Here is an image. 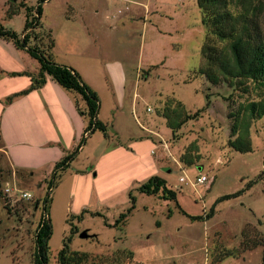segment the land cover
<instances>
[{
	"label": "rangeland",
	"instance_id": "374dc122",
	"mask_svg": "<svg viewBox=\"0 0 264 264\" xmlns=\"http://www.w3.org/2000/svg\"><path fill=\"white\" fill-rule=\"evenodd\" d=\"M141 1H148L149 9L122 0L41 3L40 23L30 42L44 44L39 49L45 55L50 37L55 61L74 55L71 47L102 43L109 56L116 48L112 55H125L129 69L139 72L133 87L141 134L138 149L131 150L127 134L120 137L110 126V101L103 98L98 118L110 121L107 135L91 133L54 185L48 182L54 166L16 168L0 151V264H31L34 231L47 213L52 225L48 264H59L66 236L71 250L90 253L88 264L103 263L99 254L112 256L111 264H264V115L250 117L244 111L247 102L264 100V84L240 79L231 86L228 79L213 83L206 77L202 67L209 62L202 46L208 28L196 0ZM36 5L37 0H0V24L22 34L26 13L34 8L31 17L36 14ZM91 20L102 23L98 39L86 29ZM257 21L264 31V7ZM209 36L216 54L228 58V42ZM0 56L6 61L9 56L14 67L36 70L33 74L39 70L26 50L2 37ZM120 111L133 125L130 106L125 103ZM167 119L179 126L171 130ZM244 121L251 150L240 152L231 141ZM16 135L8 133V140ZM67 149L64 155L75 147ZM201 173L208 180L194 187L190 180ZM157 174L176 191L175 199L138 191ZM185 175L188 179L180 182ZM17 189L31 197H20ZM132 204L131 213L115 225ZM84 230L90 236L81 237Z\"/></svg>",
	"mask_w": 264,
	"mask_h": 264
},
{
	"label": "trees",
	"instance_id": "16d2710c",
	"mask_svg": "<svg viewBox=\"0 0 264 264\" xmlns=\"http://www.w3.org/2000/svg\"><path fill=\"white\" fill-rule=\"evenodd\" d=\"M45 0H37L35 13H26L24 31L18 34L12 29L5 28L0 24V37L12 41L17 47L26 50L31 57L39 63V70L36 74H27L31 78V84L27 89L19 91L6 98V102H11L15 97L27 93L29 90L40 87L46 81V77L50 76L64 90L76 94L82 101L83 105L75 100V106L80 115L86 119V124L83 134L75 149L65 154L60 160L55 162L52 176L48 180L49 184L54 185L60 176V172L65 170L70 162L75 157L77 151L83 145L87 137L96 130H99L104 135H107V126L98 118L99 111V96L94 89L86 84L81 76L72 67L60 64L51 58V49L54 46V41L50 37L47 44L48 55H45L40 49V45H35L30 40L33 38L32 31H35L36 26L40 23L42 14V4ZM201 13L202 23L208 28L207 37L203 43L202 50L208 58V65L204 63L202 71L206 77L213 83L220 81L221 77L228 79L231 86L234 81L250 79L264 84V31L257 23V17L262 13L264 4L261 0H196ZM231 7L233 9H231ZM18 10V9H17ZM30 28V29H29ZM219 41H227L228 58L224 59L222 54H216L214 42L211 40L210 34ZM222 53L223 50H222ZM218 64L217 68L211 65ZM20 74V73H13ZM169 103V102H168ZM244 111H248L250 117H260L264 115V100L249 101L244 106ZM189 113V112H188ZM187 113V114H188ZM167 118V116H165ZM168 120V119H167ZM179 124V123H178ZM174 126L168 120L167 126L174 130L179 125ZM236 127V126H235ZM237 132V128H232V133ZM231 145L240 152L251 150V142L249 139V125L247 122L242 123V129L237 133V137L231 141ZM3 171L0 164V175ZM264 173V163L262 168ZM138 191L146 194H157L161 192L160 197L164 199H175L176 191L166 185L165 179L158 175L150 176L145 182L137 187ZM241 192H236L224 196L229 198L236 196ZM134 203L135 197L129 194ZM49 197L44 200V209ZM134 207L132 204L126 211L120 213L115 225L124 220L131 213ZM185 213V211L179 207ZM193 219L199 218L190 216ZM69 220V218H68ZM70 231L77 230L71 227ZM52 234V225L50 217L47 213L41 216L34 231V247L31 253V264H48V241ZM90 236V235H88ZM70 237L66 236L63 239V246L58 252L59 264H88L90 253L85 251L71 250L68 242ZM94 257H97L96 255ZM99 258L103 259V263L111 264L112 256L107 257L106 254H99ZM127 261L126 264H128Z\"/></svg>",
	"mask_w": 264,
	"mask_h": 264
},
{
	"label": "crops",
	"instance_id": "0c3cea01",
	"mask_svg": "<svg viewBox=\"0 0 264 264\" xmlns=\"http://www.w3.org/2000/svg\"><path fill=\"white\" fill-rule=\"evenodd\" d=\"M122 1L138 6L143 4L146 10L150 5L148 1ZM86 29L92 34L97 33L98 39L102 23L91 20V23H86ZM106 49L109 51L102 43L71 47L70 51L73 50L74 55L69 56L67 60L56 62L72 67L83 81L96 91L100 99L98 116L103 98L106 102L110 101V126L120 137L127 134L125 140L128 146L132 147L131 150H137L135 145L141 133L134 115L139 103L133 86L140 74L137 70L129 69L125 55H112L117 52L116 48L112 49L114 52L110 53L111 56ZM138 54L141 55L140 52ZM13 64L9 56L7 61L4 56H0V134L4 141V145L0 143V151L10 158L16 168L37 170L47 165L48 170H51L55 162L64 155L63 150H68L69 146L76 147L79 143L86 121L76 109L74 101L77 100L80 104L82 101L76 94L64 90L47 76L45 83L40 87L4 103L3 99L7 96L27 89L31 84V78L27 74L36 72L14 67ZM125 103L130 106V120L133 125L127 122L126 116L120 111ZM109 122L107 119L104 123L107 126ZM148 130L147 132H150ZM12 132L18 135L8 140V133ZM105 152L106 150L103 151V156H106Z\"/></svg>",
	"mask_w": 264,
	"mask_h": 264
},
{
	"label": "built area",
	"instance_id": "2783aa9c",
	"mask_svg": "<svg viewBox=\"0 0 264 264\" xmlns=\"http://www.w3.org/2000/svg\"><path fill=\"white\" fill-rule=\"evenodd\" d=\"M149 109L150 108L148 107L147 110H149ZM165 145H166V143H165ZM175 162H176V160H175ZM180 168H181V170H184V168L182 166H180ZM187 179H188V177L186 175L179 177L180 182H185ZM207 180H208L207 175L201 173V174L196 176V180L194 182L190 180V183L195 187L197 185L204 184L205 182H207ZM10 190H11L10 187H6V189H5V191H7V192H9ZM18 191L20 193L19 194L20 197H25V198L31 197V194L28 191H24V190H18Z\"/></svg>",
	"mask_w": 264,
	"mask_h": 264
},
{
	"label": "water",
	"instance_id": "95a60500",
	"mask_svg": "<svg viewBox=\"0 0 264 264\" xmlns=\"http://www.w3.org/2000/svg\"><path fill=\"white\" fill-rule=\"evenodd\" d=\"M167 171H169V168H165ZM81 237H87L88 236V233L84 230L81 232L80 234Z\"/></svg>",
	"mask_w": 264,
	"mask_h": 264
}]
</instances>
